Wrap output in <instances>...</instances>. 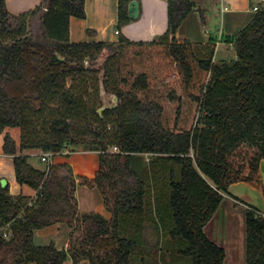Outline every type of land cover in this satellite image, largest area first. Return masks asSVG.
<instances>
[{"label":"trees","instance_id":"16d2710c","mask_svg":"<svg viewBox=\"0 0 264 264\" xmlns=\"http://www.w3.org/2000/svg\"><path fill=\"white\" fill-rule=\"evenodd\" d=\"M131 1L119 0L117 42L72 43L70 20L86 18L85 0H44L21 15L0 0V135L20 130L19 142L4 136L3 153L23 189L13 196L0 183V264H143L163 258L164 247L174 264H225L226 249L205 228L231 185L264 191V4L235 37L237 59L216 62L211 45L195 51L177 40L191 13L205 22L195 0H168L169 28L152 42L121 33ZM40 13L43 42L28 37ZM156 46L178 66L186 92L170 96L172 124L150 96L148 73L124 71L130 50ZM101 84L118 104L99 113ZM191 107L187 126L183 109ZM81 145L98 154L94 178L75 176L67 163L32 162V154ZM145 154L152 158L143 167ZM78 185L100 192L110 219L80 211ZM245 217L246 263L264 264V214L250 207ZM59 223L71 230L66 249L35 243L37 231Z\"/></svg>","mask_w":264,"mask_h":264},{"label":"crops","instance_id":"0c3cea01","mask_svg":"<svg viewBox=\"0 0 264 264\" xmlns=\"http://www.w3.org/2000/svg\"><path fill=\"white\" fill-rule=\"evenodd\" d=\"M252 1L253 0H219L220 13L224 16L225 21L222 38L220 35L217 39L213 34H216L218 31L205 32V35L201 34L199 36H195L193 33L194 31H187L189 27L187 28L185 26L189 21L191 13L177 32L178 42H190L194 45L200 44L202 45V48L203 46L212 44L215 50L214 60L216 62L236 60L237 55L234 60H228L224 56H222V58H217L218 47L220 44L230 41V49L234 48V40L238 32L252 19H248L247 16ZM139 2V18L132 20L131 23L123 26L121 28V33L134 42L155 41L169 28L168 0H139ZM195 2L197 4V0H195ZM6 4L8 10L12 14L21 15L43 6L44 0H6ZM197 7L199 8L198 4ZM85 11V19L72 17L70 20V41L72 43L117 42L119 40V33L116 29L119 21V0H85ZM196 12L198 11H195V13ZM207 16L208 12L204 15L205 22L202 21L200 16V25L195 24L191 28L196 29V27L200 26L206 28L205 26L209 22ZM37 17H39L37 21L41 24L42 14H38L35 18ZM227 52L228 47L226 48V54H228ZM3 145L4 142L0 146V180L6 179L10 194L17 196L23 192V189L16 179L13 158L3 153ZM65 154L68 153L66 152ZM41 155H43L41 152L31 155L32 162L39 168H41V164L38 163V159L34 157ZM66 161H68V159L61 161L60 164L66 163ZM69 164L73 167L75 176H78V174H85L82 170V165L79 167L77 164L73 163L72 160ZM96 169L97 168L95 167L92 168V172L96 173ZM260 171L264 183V160L260 163ZM254 190L253 187L246 183L231 185L228 194L224 195L225 199L214 218L205 228L209 238L226 249L227 258L229 255V249L231 250L234 243H240L241 239H244V212L246 213V211L252 207L264 214V193L261 197L259 195L260 193H257V207H255L251 202L253 201L251 195ZM26 194H31V192L26 190ZM76 197L79 201V209L81 212H97L107 219L111 218V214L105 209L103 198L97 189H90L78 185ZM95 198H97L96 201H93L92 199ZM99 202L102 204L98 205ZM260 203L263 204V206H261ZM221 218L223 220H221ZM70 232V228L65 224H55L37 231L35 235V243L38 246H47L53 243L59 250L66 249L69 242ZM64 264L74 263L72 259L69 258ZM80 264H89V262L83 261Z\"/></svg>","mask_w":264,"mask_h":264},{"label":"rangeland","instance_id":"374dc122","mask_svg":"<svg viewBox=\"0 0 264 264\" xmlns=\"http://www.w3.org/2000/svg\"><path fill=\"white\" fill-rule=\"evenodd\" d=\"M219 0H197V4L199 6L200 11L206 13L208 12V18L209 22L205 26L206 28L196 27V29L191 28L195 24L200 25V13L199 12H193L189 16V21L187 22L185 27H189L187 31H194L193 33L195 36H199L201 34L205 35V32H216L213 35L217 39L220 35L222 38V32H224V16L220 13V6H219ZM259 3V0H253L252 6ZM250 5L249 13H248V19L252 18L256 12L252 10V6ZM39 17L32 18L29 20L28 25V37L32 38L34 41L43 42L44 41V32L41 27V24L39 21H37ZM190 23V24H189ZM199 28V31H198ZM183 30V29H182ZM220 39V38H219ZM181 40V38H180ZM225 42L224 40H222ZM192 44V43H191ZM231 42H225L219 45L218 52H217V58H222L224 56L228 60H234L236 58V48L230 49ZM195 51L202 49V45H194L192 44ZM212 46V47H211ZM211 48L213 49V45L211 44ZM204 47V46H203ZM228 47V54H226V48ZM133 51H137V55L133 54ZM226 55V56H225ZM104 62V58L98 63V66L102 65ZM125 73L129 70H133L136 73L146 71L150 77V83H151V90H150V96L154 97L156 100H158L160 103L164 105L165 108V115L170 119L171 124L174 121L177 103L171 102L170 96L172 93H175V95H183L186 97V92L184 90V86L182 83V77L179 74V68L178 66L167 56L166 49L164 47H136L134 50H130L127 55L126 65H125ZM202 81V80H201ZM70 84V82H69ZM197 92V90H194ZM101 100L103 105H111L113 103V96L110 94H102V84H101ZM191 111H187V109H183L185 117L187 118L186 124L189 126L191 123L194 122V107H191ZM9 133L17 142L20 141V130L19 129H6L4 133L0 136V146L4 142V136ZM67 151H65L63 154L55 155L52 158V164H60L61 161L67 160L66 163L69 164L72 160L73 163L77 164L79 167L82 165L84 175L78 174V176L88 177V178H94L96 173L92 172V168H97L96 170H99V157L96 152L90 151L88 148L84 146H76L71 149V147L66 148ZM110 151H113V148L110 149ZM68 154H65V153ZM43 153V152H41ZM34 158L38 159V163L41 164L42 169H46L47 162H44L42 160L41 156H35ZM152 156L149 155H141L139 156L140 164L142 163L143 167L146 165L149 161L148 159H151ZM71 159V160H70ZM135 159V158H134ZM73 168V167H72ZM252 187V186H251ZM242 189V188H240ZM254 192H252V204L257 207V193L259 192L260 197L263 195L264 191L258 190L253 187ZM97 198L92 199L93 201H96ZM261 199V198H260ZM92 201V202H93ZM262 203V201H261ZM260 203V204H261ZM102 203L99 202L98 205H101ZM259 205V204H258ZM263 206V204H261ZM95 208V206H94ZM104 211V210H103ZM106 213V211H105ZM241 214V213H238ZM244 214H246L244 212ZM245 216V215H244ZM245 218L244 217V226H245ZM221 220H223L221 218ZM241 222V221H240ZM146 235L154 241L155 234L153 231V227L151 224H149L146 228ZM244 239L242 238L240 243H234L231 250L229 249V255L227 260L225 261V264H247L246 263V251H245V238H246V231L244 232ZM163 242H166V239H163ZM163 251V252H162ZM161 252V255L163 254V258L158 259H148L146 263L143 264H174L173 263V257L171 250L165 251V247L163 248ZM175 264H192L190 259H182L177 260Z\"/></svg>","mask_w":264,"mask_h":264},{"label":"water","instance_id":"95a60500","mask_svg":"<svg viewBox=\"0 0 264 264\" xmlns=\"http://www.w3.org/2000/svg\"><path fill=\"white\" fill-rule=\"evenodd\" d=\"M128 15L132 20H136L139 18L140 15V2L139 0H133L128 5ZM102 94H107L102 85ZM118 99L116 96H113V103L111 105H104L102 108L98 110L99 113H102L104 110L109 108L117 107ZM0 183L3 188L7 187V180L1 179Z\"/></svg>","mask_w":264,"mask_h":264},{"label":"built area","instance_id":"2783aa9c","mask_svg":"<svg viewBox=\"0 0 264 264\" xmlns=\"http://www.w3.org/2000/svg\"><path fill=\"white\" fill-rule=\"evenodd\" d=\"M264 4V0H259V3L256 4V5H253L252 6V10L254 12H257L261 9L262 5ZM235 46V45H234ZM113 152H119V149L117 147H114L113 148ZM55 155L52 154V153H43L42 155V160L44 162H47V166H50L52 164V158L54 157ZM47 171H49V169H47ZM5 237H8L7 234H5Z\"/></svg>","mask_w":264,"mask_h":264}]
</instances>
